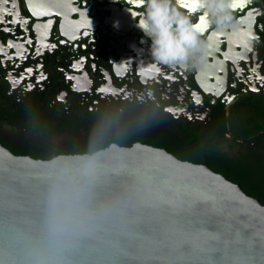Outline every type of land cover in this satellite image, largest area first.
Returning <instances> with one entry per match:
<instances>
[{"label":"flooded vegetation","instance_id":"flooded-vegetation-1","mask_svg":"<svg viewBox=\"0 0 264 264\" xmlns=\"http://www.w3.org/2000/svg\"><path fill=\"white\" fill-rule=\"evenodd\" d=\"M143 11L131 0H0V144L50 159L142 142L211 159L198 163L264 204V0H245L222 28L188 10L203 52L150 75Z\"/></svg>","mask_w":264,"mask_h":264},{"label":"water","instance_id":"water-1","mask_svg":"<svg viewBox=\"0 0 264 264\" xmlns=\"http://www.w3.org/2000/svg\"><path fill=\"white\" fill-rule=\"evenodd\" d=\"M0 264H264V204L142 142L50 159L0 144Z\"/></svg>","mask_w":264,"mask_h":264},{"label":"clouds","instance_id":"clouds-1","mask_svg":"<svg viewBox=\"0 0 264 264\" xmlns=\"http://www.w3.org/2000/svg\"><path fill=\"white\" fill-rule=\"evenodd\" d=\"M131 3L144 9L136 13L140 17L136 27L151 41L155 63L143 73L150 75L153 71L159 72L161 64L186 66L190 59L203 52L200 24L192 23L186 3L193 9L191 12L202 11V19L222 28L231 23L232 12L240 0H131ZM132 49L137 55L143 51L135 46Z\"/></svg>","mask_w":264,"mask_h":264},{"label":"trees","instance_id":"trees-1","mask_svg":"<svg viewBox=\"0 0 264 264\" xmlns=\"http://www.w3.org/2000/svg\"><path fill=\"white\" fill-rule=\"evenodd\" d=\"M191 161H194V162H204V163H208V164H210L213 168H215V163H213L212 161H211V159H207V160H191Z\"/></svg>","mask_w":264,"mask_h":264},{"label":"snow or ice","instance_id":"snow-or-ice-1","mask_svg":"<svg viewBox=\"0 0 264 264\" xmlns=\"http://www.w3.org/2000/svg\"><path fill=\"white\" fill-rule=\"evenodd\" d=\"M245 2V0H240V3L239 4H243ZM186 8H188V10H190V11H192L193 9L192 8H190L189 7V5L186 3L185 5H184ZM234 7H235V5H234Z\"/></svg>","mask_w":264,"mask_h":264}]
</instances>
